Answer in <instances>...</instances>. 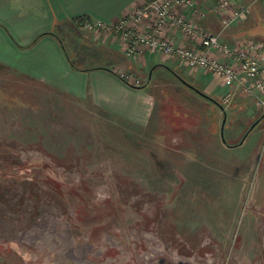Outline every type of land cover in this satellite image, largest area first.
Masks as SVG:
<instances>
[{
	"label": "rangeland",
	"instance_id": "374dc122",
	"mask_svg": "<svg viewBox=\"0 0 264 264\" xmlns=\"http://www.w3.org/2000/svg\"><path fill=\"white\" fill-rule=\"evenodd\" d=\"M245 2L221 38L264 42V0ZM167 89L173 123L156 131L0 68V264H264V103L238 90L223 130L236 145L199 154L207 131L174 113L195 97Z\"/></svg>",
	"mask_w": 264,
	"mask_h": 264
},
{
	"label": "crops",
	"instance_id": "0c3cea01",
	"mask_svg": "<svg viewBox=\"0 0 264 264\" xmlns=\"http://www.w3.org/2000/svg\"><path fill=\"white\" fill-rule=\"evenodd\" d=\"M145 1L0 0V68L35 81H45L79 98H88L107 114L143 129L152 125L156 131L163 130L162 126L174 119L166 108V96L167 88L177 85L195 97V102H181L180 109L174 110L182 114L175 116L180 123L178 128L188 133L193 130L195 136L202 127L207 131L206 136L195 138L199 154L236 145L223 138L225 110L230 103H224L221 97L231 87L223 84L219 77L202 68L193 70L181 66L175 57L159 51L129 57L123 52V42L118 36L105 31L85 36L84 27L77 21L86 16L94 21L116 22ZM215 1L207 0V5ZM245 1L233 0L232 7L246 4ZM182 10L193 15L190 9ZM220 18V13L210 11L198 22L222 36L224 28ZM164 35L179 44H193L172 25L165 27ZM81 36L93 41L88 44ZM92 50L96 52L89 53ZM95 55L97 59L93 58ZM121 71L145 78L146 82L142 86L130 84L121 77ZM209 112L216 113L213 120L208 117ZM221 112L224 119L220 134L215 125ZM166 131L164 133L169 134L170 129ZM180 141L185 150H188V142H193L186 134Z\"/></svg>",
	"mask_w": 264,
	"mask_h": 264
},
{
	"label": "built area",
	"instance_id": "2783aa9c",
	"mask_svg": "<svg viewBox=\"0 0 264 264\" xmlns=\"http://www.w3.org/2000/svg\"><path fill=\"white\" fill-rule=\"evenodd\" d=\"M232 1L216 0L208 6L207 0H146L116 22L94 21L85 16L79 23L95 32L105 31L118 36L123 42V52L129 57L143 56L146 51H159L175 57L181 66L193 70L202 68L216 75L223 84L231 87L221 97L224 103H229L238 90L249 96L255 95L264 103L260 96L264 93V42L249 37L229 43L198 22L210 11L220 13L224 29L247 18L251 12L250 4L232 7ZM228 8H232L229 13L226 12ZM182 9H190L193 15ZM169 25L179 29L193 44H179L165 36L164 29ZM121 75L137 86L146 81L125 73Z\"/></svg>",
	"mask_w": 264,
	"mask_h": 264
},
{
	"label": "water",
	"instance_id": "95a60500",
	"mask_svg": "<svg viewBox=\"0 0 264 264\" xmlns=\"http://www.w3.org/2000/svg\"><path fill=\"white\" fill-rule=\"evenodd\" d=\"M259 121H260V119L255 120V121L253 122V125L251 126L250 129H253V127H255ZM244 137H245V136H244ZM244 137H243V139L240 141V144L244 141V139H245Z\"/></svg>",
	"mask_w": 264,
	"mask_h": 264
},
{
	"label": "trees",
	"instance_id": "16d2710c",
	"mask_svg": "<svg viewBox=\"0 0 264 264\" xmlns=\"http://www.w3.org/2000/svg\"><path fill=\"white\" fill-rule=\"evenodd\" d=\"M121 77L124 78L128 83L132 84L127 78H125L123 76H121ZM238 144H240V143H238Z\"/></svg>",
	"mask_w": 264,
	"mask_h": 264
},
{
	"label": "flooded vegetation",
	"instance_id": "af4514ba",
	"mask_svg": "<svg viewBox=\"0 0 264 264\" xmlns=\"http://www.w3.org/2000/svg\"><path fill=\"white\" fill-rule=\"evenodd\" d=\"M261 214V213H260Z\"/></svg>",
	"mask_w": 264,
	"mask_h": 264
}]
</instances>
